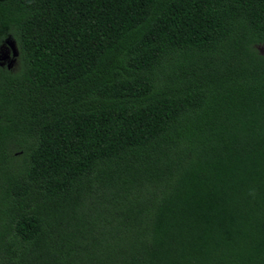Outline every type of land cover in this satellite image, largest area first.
Segmentation results:
<instances>
[{"label":"trees","instance_id":"1","mask_svg":"<svg viewBox=\"0 0 264 264\" xmlns=\"http://www.w3.org/2000/svg\"><path fill=\"white\" fill-rule=\"evenodd\" d=\"M8 37L0 264H264V0H0Z\"/></svg>","mask_w":264,"mask_h":264},{"label":"water","instance_id":"2","mask_svg":"<svg viewBox=\"0 0 264 264\" xmlns=\"http://www.w3.org/2000/svg\"><path fill=\"white\" fill-rule=\"evenodd\" d=\"M17 55L18 50L15 41L8 37L0 46V66L5 65L8 69H11L16 62Z\"/></svg>","mask_w":264,"mask_h":264},{"label":"flooded vegetation","instance_id":"3","mask_svg":"<svg viewBox=\"0 0 264 264\" xmlns=\"http://www.w3.org/2000/svg\"><path fill=\"white\" fill-rule=\"evenodd\" d=\"M5 48V47H4ZM6 49V48H5Z\"/></svg>","mask_w":264,"mask_h":264},{"label":"rangeland","instance_id":"4","mask_svg":"<svg viewBox=\"0 0 264 264\" xmlns=\"http://www.w3.org/2000/svg\"><path fill=\"white\" fill-rule=\"evenodd\" d=\"M14 152H16V151H14Z\"/></svg>","mask_w":264,"mask_h":264}]
</instances>
